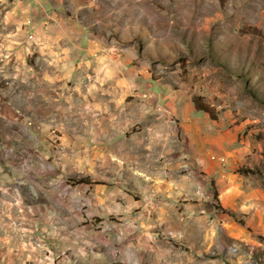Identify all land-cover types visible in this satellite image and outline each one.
I'll return each mask as SVG.
<instances>
[{
	"label": "rangeland",
	"instance_id": "1",
	"mask_svg": "<svg viewBox=\"0 0 264 264\" xmlns=\"http://www.w3.org/2000/svg\"><path fill=\"white\" fill-rule=\"evenodd\" d=\"M44 10L78 25L107 53L129 54L140 76L185 106L184 116L172 119L168 149L191 157L192 170L212 178L219 196L213 191L217 217L204 224L192 261L264 264V0H0V72L14 25L34 40ZM34 57L31 72L41 70ZM7 87L0 75L2 94ZM135 97L138 115L117 105V116H100L99 128L85 108L72 128L65 125L73 111L63 112L46 141L32 121L21 127L20 111H12L13 124L0 115V264L120 263L119 211L133 216L141 209L128 202H151L155 156L165 146L160 128L146 122L168 116ZM70 133L76 142L62 143ZM212 154L218 170L203 171L202 159ZM151 205L155 216L159 204Z\"/></svg>",
	"mask_w": 264,
	"mask_h": 264
},
{
	"label": "crops",
	"instance_id": "2",
	"mask_svg": "<svg viewBox=\"0 0 264 264\" xmlns=\"http://www.w3.org/2000/svg\"><path fill=\"white\" fill-rule=\"evenodd\" d=\"M51 15L48 17V12L44 10L37 21L38 36L34 40H26L21 23L20 28L17 27L19 24L14 25L16 29L8 35L6 47L10 56L1 63L4 71L0 75L9 87L6 94L0 91V115L10 116L7 122L10 124L11 119L13 124L16 114L12 111H20L21 127L27 120L32 121L39 128L36 132L41 140L44 138L46 141V138L52 139L49 127L61 126L63 112L73 111L68 116L69 124L65 125L72 128L78 123L76 113L85 108L97 115L91 119V124L99 128V117L111 120V116L114 118L118 114L117 105L135 117L141 111L135 106L138 103L135 95L141 99L143 94H151L152 102L147 98L146 103L143 97L145 109L151 111L159 104L168 112L165 118L146 122V125L153 122L155 130L160 128L161 140L158 142L163 145L165 141V146L155 156L157 164L152 169L155 170L156 190L149 203L128 202L133 209H141V212L125 216L126 209L119 211L125 234L123 245L115 251V256L119 264H195L190 256L199 254L196 242L207 231L204 224L210 225L215 222L213 217H217L218 199L212 202L213 191L216 194L214 197L219 196L212 186V178L201 180L203 177L197 170H192L194 166L186 161L191 157L183 151L168 149L169 130L176 129L172 119L182 118L185 106L182 102H174L172 90L158 88L144 79L146 77L140 76L131 65L134 60L129 54L119 56L107 53L106 45L91 39L78 25ZM31 57L41 63V70L29 71ZM83 86L87 87L86 90L82 89ZM133 108L139 110L136 115L132 112ZM140 121L142 123V119ZM181 129L184 131L185 128ZM71 135L63 134L62 143L76 142ZM212 156L202 159L200 165L203 171L218 170L220 165L214 159L220 158L215 154ZM58 169L56 165L52 166L53 176H57ZM0 190L5 189L0 186ZM155 202L159 204V209L154 216L148 207ZM100 214L104 216L101 211ZM120 230L122 227L119 225L115 233ZM102 233L100 236L104 239ZM184 244H188L190 249ZM103 254L107 255V252L103 251Z\"/></svg>",
	"mask_w": 264,
	"mask_h": 264
},
{
	"label": "built area",
	"instance_id": "3",
	"mask_svg": "<svg viewBox=\"0 0 264 264\" xmlns=\"http://www.w3.org/2000/svg\"><path fill=\"white\" fill-rule=\"evenodd\" d=\"M31 39H34V36H30V40ZM142 97H144L145 98V100H146V103H147V98H152V95L151 94H148V93H146V94H143L142 95Z\"/></svg>",
	"mask_w": 264,
	"mask_h": 264
}]
</instances>
